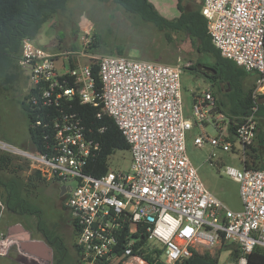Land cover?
Masks as SVG:
<instances>
[{
  "label": "built area",
  "instance_id": "obj_1",
  "mask_svg": "<svg viewBox=\"0 0 264 264\" xmlns=\"http://www.w3.org/2000/svg\"><path fill=\"white\" fill-rule=\"evenodd\" d=\"M201 13L221 56L258 75L255 102L244 116L220 111L211 91L193 95L189 114L180 65L98 55L91 41L66 53H52L35 39L22 42L19 65L30 82L26 105L44 152L1 139L0 152L68 189L64 206L79 264H176L215 250L229 251L230 264H248L256 248L264 249V170L247 168L260 126L257 98L264 97V0H203ZM78 105L101 108L99 118L113 119L130 145L129 172L86 174L101 146ZM208 125L216 137L207 134ZM196 127L202 134L197 147L208 143L240 158L242 169L226 167L224 174L239 185L241 211L211 194L192 165L186 134Z\"/></svg>",
  "mask_w": 264,
  "mask_h": 264
},
{
  "label": "rangeland",
  "instance_id": "obj_2",
  "mask_svg": "<svg viewBox=\"0 0 264 264\" xmlns=\"http://www.w3.org/2000/svg\"><path fill=\"white\" fill-rule=\"evenodd\" d=\"M179 1L186 12L201 8L203 3V0H150V3L163 17L173 20L180 15ZM95 36L99 46L91 50L95 54L119 55V50H122V55L125 56L182 66V94L189 114H191L192 97L195 93L217 92V87L213 88L203 74L209 71L202 66H197L198 70L190 69L198 62L207 63L210 60L197 54L189 44L184 43L183 33L178 34L176 46L167 44L161 33L153 27L145 28L132 14L127 13L112 0H69L66 11L51 18L35 40L37 44L52 53H66L85 49L86 42L91 41L93 44ZM63 59L66 58L59 60V67ZM59 71L63 73L62 70ZM14 72L16 80L13 83H0V139L20 149L31 151L29 121L21 105L23 98L28 94L30 82L24 70L16 69ZM257 80L258 75L251 73L245 84L250 87L255 85ZM221 97L222 95L218 94V98ZM261 126L264 131V121H261ZM205 131L210 137L217 136V131L212 125L206 126ZM201 135L197 127L186 134V149L192 165L211 194L230 210L241 211L239 185L224 174L226 167L242 169L240 158L232 153L223 152L221 149H215L208 143L202 148L197 147L194 141ZM108 165L110 171L129 172L132 166L131 152H115L110 156ZM31 170L33 171L31 167L26 169L23 177H29ZM30 191H32L35 204L42 211L46 227L64 241L67 248L66 263L78 264L79 257L74 247L75 238L68 224L69 215L63 209V201L56 195L57 185L43 184L40 188ZM1 193L0 188V196ZM0 210L1 242L6 240L9 228H11L12 241L20 245L26 244L28 235L25 236L27 233L24 231L20 232L21 230L18 229L20 225L31 233L33 240H43L40 232L36 230L37 218L11 214L7 212L1 200ZM154 245L157 248L162 247L158 243ZM260 250L264 253V249ZM211 253L217 254L218 252L215 250ZM42 254L44 256L38 264H52L51 247L48 246L46 254L45 252ZM219 261L221 264H230V252L221 251ZM34 263L33 260L27 259L21 264Z\"/></svg>",
  "mask_w": 264,
  "mask_h": 264
},
{
  "label": "trees",
  "instance_id": "obj_3",
  "mask_svg": "<svg viewBox=\"0 0 264 264\" xmlns=\"http://www.w3.org/2000/svg\"><path fill=\"white\" fill-rule=\"evenodd\" d=\"M69 0H0V83H13L16 80V69H21L19 59L24 39H36L47 22L55 15L64 13ZM106 1V0H99ZM115 4L132 14L145 28L153 27L164 37L167 44L176 46L178 34L183 33L184 43L189 44L199 55L209 58V62H198L190 69L198 70L202 66L209 72H203L205 78L217 87L218 109L231 116L246 115L254 104L252 94L256 84L250 87L245 82L250 72L238 67L233 61L225 59L212 43L207 29V21L201 13V8L192 11H184L181 2H178L179 17L169 20L163 17L150 0H112ZM90 49L98 48L97 37ZM122 55V50H119ZM22 70V69H21ZM97 72V70H95ZM98 87L101 83L98 81ZM223 88V89H222ZM225 91V92H224ZM218 94L222 95L218 98ZM27 95L21 105L25 116L29 121V135L32 148L42 149V136L40 131L31 128L32 113L26 105ZM260 112V126L257 144L250 153V162L247 168L264 170V131L261 121H264V97L257 98ZM82 121L89 130L91 137L95 138L101 146V151L95 158L88 160L85 168L86 174L99 178L108 170V158L117 151H130V145L121 134L113 119L103 116L98 117L101 108L89 105L76 107ZM26 169H30L29 163L20 157L11 156L0 152V196L1 203L7 212L21 217L37 218L36 230L40 232L43 241L54 251L53 264L66 263L67 248L64 241L51 232L44 222L42 211L39 210L32 198L31 189H38L43 184H55L47 182L39 172L32 171L29 177H23ZM63 209L65 210V199ZM75 247V245H74ZM76 248V247H75ZM256 248L249 256L248 264H264V253ZM220 252H194L191 257L183 259L176 264H221ZM237 256L234 251L233 258ZM79 264V259H78Z\"/></svg>",
  "mask_w": 264,
  "mask_h": 264
},
{
  "label": "crops",
  "instance_id": "obj_4",
  "mask_svg": "<svg viewBox=\"0 0 264 264\" xmlns=\"http://www.w3.org/2000/svg\"><path fill=\"white\" fill-rule=\"evenodd\" d=\"M18 229L21 230L20 232L24 231L27 233L25 235H28V239L26 240L27 243L20 245L16 242H13L11 228H9V233L7 234L6 240L3 244H0V264H21L22 262L27 261V259L33 260L35 262L34 264H38V261H41L44 256L40 246L47 249L48 244H46L43 240H33L31 238V233H28V231L24 229L23 225H20V228ZM32 245H34V248L27 247Z\"/></svg>",
  "mask_w": 264,
  "mask_h": 264
},
{
  "label": "flooded vegetation",
  "instance_id": "obj_5",
  "mask_svg": "<svg viewBox=\"0 0 264 264\" xmlns=\"http://www.w3.org/2000/svg\"><path fill=\"white\" fill-rule=\"evenodd\" d=\"M62 187H63V185H61V184H59V185H57V196H58V198H66L67 196H68V189L65 187V189H62ZM63 193V195H61ZM68 224H69V226L71 227V229H72V231H73V228H72V222H71V220H70V218H69V221H68ZM73 235H74V231H73ZM49 246V245H48ZM51 252H52V264H53V261H54V251H53V249L51 248ZM47 258H49V257H47Z\"/></svg>",
  "mask_w": 264,
  "mask_h": 264
},
{
  "label": "water",
  "instance_id": "obj_6",
  "mask_svg": "<svg viewBox=\"0 0 264 264\" xmlns=\"http://www.w3.org/2000/svg\"><path fill=\"white\" fill-rule=\"evenodd\" d=\"M62 189H65V187L63 186ZM61 195H63V193H62ZM27 247H28V248H31V247L34 248V245H32V246H27ZM40 248H41L42 251L45 252V254H46V249H45L44 247H42V246H40ZM47 252H48V251H47Z\"/></svg>",
  "mask_w": 264,
  "mask_h": 264
}]
</instances>
